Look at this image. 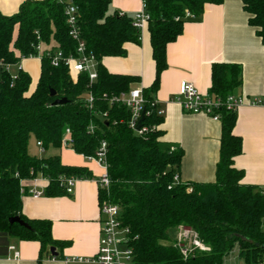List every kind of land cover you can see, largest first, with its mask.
I'll use <instances>...</instances> for the list:
<instances>
[{
	"label": "trees",
	"instance_id": "obj_1",
	"mask_svg": "<svg viewBox=\"0 0 264 264\" xmlns=\"http://www.w3.org/2000/svg\"><path fill=\"white\" fill-rule=\"evenodd\" d=\"M77 8V27L87 52L98 62L97 80L89 87L85 75L75 79L62 65L54 68L40 58V75L33 90L30 76L15 69V79L0 68V235L19 241L37 242L39 255L50 248H63L65 242L52 238L51 222L29 220L22 213L21 182L38 175L47 179L44 196L66 195L60 176L92 179L82 167L61 164V139L69 130L73 151L92 156L100 142L106 143L107 192L98 190V205L108 201L120 209L123 226L130 231L129 246L134 264H222L235 246L245 264L264 257V188L245 185L243 171L233 165L242 152L241 139L233 134L236 112L221 107L219 159L215 180L210 183L173 182L179 174L183 152L170 151L157 130L141 138L126 125L128 112L102 101L103 94H119L139 83L137 77L111 74L101 64L104 58H123L124 45L140 44V31L132 27V17L108 13L111 0H26L17 13H0V62L14 66L21 57H36L41 45L75 53L76 44L68 35L65 7ZM224 0H147L146 28L155 67L154 80L143 89L145 98H154L161 73L167 68L166 47L182 34L186 22L200 21L206 5ZM247 22L264 43V0H240ZM208 95L224 102L241 87L242 69L237 64L214 63ZM54 92V96H51ZM91 92V109L84 104ZM65 99L63 105H54ZM99 113H107V121ZM150 124L162 123L152 116ZM116 122V124H113ZM107 123V125L105 124ZM89 125L95 127L88 133ZM31 139L40 142L50 155L36 158L28 152ZM179 177V175H178ZM19 217L30 229L8 220ZM193 230L209 252H194L183 260L174 246L178 227Z\"/></svg>",
	"mask_w": 264,
	"mask_h": 264
},
{
	"label": "crops",
	"instance_id": "obj_2",
	"mask_svg": "<svg viewBox=\"0 0 264 264\" xmlns=\"http://www.w3.org/2000/svg\"><path fill=\"white\" fill-rule=\"evenodd\" d=\"M25 1L0 0V13L11 16ZM140 10L141 0H111L108 7L109 14L116 11L128 16ZM247 19L240 0L206 5L200 21L186 22L182 34L166 47L167 68L160 75L154 97L165 110L158 126L162 132L160 141L183 152L178 174L182 182L215 180L220 123L204 115L184 113L172 101L181 82L208 95L211 65L237 64L242 69V83L235 94L264 101V43ZM124 48L125 57L104 58L101 64L111 74L137 77L141 88H148L154 80L155 67L147 28L140 33L139 45L127 43ZM19 67L30 76L33 90L40 75V60L24 59ZM233 134L242 144L241 154L233 159L234 167L244 173L241 183L264 188V105L240 107ZM59 154L62 165L86 168L95 179L102 173L96 164L85 161L72 150L61 149ZM46 186L47 181L41 175L21 182V213L29 220L50 221L52 238L67 245L55 248V256L49 252L40 257L37 242L0 235V264H89L77 259L95 256L100 231L96 182L78 181L71 195L55 198L44 196ZM30 189L41 196L32 198L28 194ZM14 252L18 253L17 259L13 258Z\"/></svg>",
	"mask_w": 264,
	"mask_h": 264
},
{
	"label": "built area",
	"instance_id": "obj_3",
	"mask_svg": "<svg viewBox=\"0 0 264 264\" xmlns=\"http://www.w3.org/2000/svg\"><path fill=\"white\" fill-rule=\"evenodd\" d=\"M147 0H141V10L132 17V27L141 31L146 27L149 17L145 12V3ZM66 25L68 26V35L76 44L75 53L71 55H63L61 50L53 47H43L38 45L36 47L37 56H29L28 58L21 57L19 62L14 65H7L0 62V68L10 73L11 79H15V69L21 70L19 65L24 59L45 57L49 60L50 65L54 68L63 66L67 68L68 72L75 79L78 75H85L88 80L89 87L97 80V66L98 62L95 57L87 52L86 45L80 37L79 29L77 27V8L70 2L65 7ZM121 14V13H120ZM102 101L108 105H116L124 108L129 116L126 121L127 128L138 137H145L146 135L158 130L157 124H150L149 119L154 115L157 118L163 119L165 110L160 106L159 102L154 98L151 100L145 98L143 88L139 84L132 86L128 91L119 94H103ZM178 104L184 113L190 115H204L210 117L215 121H219L217 111L223 107L228 112H237V110L245 105L261 106L264 101L261 99H247L241 95H229L224 102L210 95L200 94L191 84L181 82L179 84L178 92L172 99ZM95 102V98L91 92H88L84 99V104L87 109H91ZM102 120L107 121V113H99ZM113 124H116L114 122ZM139 128L137 129V126ZM95 127L89 125L88 133L93 134ZM39 153H44V149L40 142H36ZM176 147L171 146L170 151H174ZM61 149H68L73 151V142L70 138L69 130H65L61 139ZM106 143L100 142L99 147L92 156H82L87 162L96 164L102 173L96 179H79L76 177L60 176L58 178L60 184L66 195L73 193L74 187L78 181L93 180L96 182L98 190L107 192L110 186V180L107 175V161H106ZM43 178V177H42ZM35 178L31 180H35ZM45 179V178H44ZM47 181V179H45ZM173 182L178 183L179 177L175 175ZM22 193V191H21ZM28 194L37 199L41 193L30 189ZM99 222L100 231L98 238V249L93 258L77 259L78 262L89 264H134L133 253L129 246L130 231L123 226L120 219V209L117 205H113L108 201H103L99 205ZM262 231L264 233V219L262 222ZM174 246L179 249L183 260H187L194 252H209L198 238V235L191 229L185 227H178L174 236ZM13 258H18V253H13ZM252 264H264V257Z\"/></svg>",
	"mask_w": 264,
	"mask_h": 264
},
{
	"label": "rangeland",
	"instance_id": "obj_4",
	"mask_svg": "<svg viewBox=\"0 0 264 264\" xmlns=\"http://www.w3.org/2000/svg\"><path fill=\"white\" fill-rule=\"evenodd\" d=\"M28 152L31 156H35L36 158H41L50 155L51 151H46L42 154L38 152V148L35 146V140L31 139L28 144ZM222 264H245L244 260L238 255V247L235 246L233 251L229 253L223 259Z\"/></svg>",
	"mask_w": 264,
	"mask_h": 264
},
{
	"label": "water",
	"instance_id": "obj_5",
	"mask_svg": "<svg viewBox=\"0 0 264 264\" xmlns=\"http://www.w3.org/2000/svg\"><path fill=\"white\" fill-rule=\"evenodd\" d=\"M51 96H54V92H51ZM66 103V100L65 99H57L54 101V105H63ZM107 125V123H105ZM139 128V125L137 126V129ZM9 224L12 225V224H17L19 225L20 227H23L25 229H30L29 226L23 222L19 217H13V218H10L8 220ZM49 252L51 253L52 256H55V249L54 248H50L49 249Z\"/></svg>",
	"mask_w": 264,
	"mask_h": 264
}]
</instances>
